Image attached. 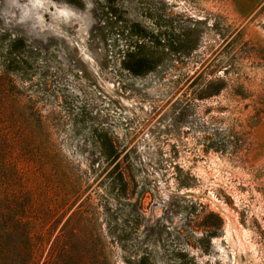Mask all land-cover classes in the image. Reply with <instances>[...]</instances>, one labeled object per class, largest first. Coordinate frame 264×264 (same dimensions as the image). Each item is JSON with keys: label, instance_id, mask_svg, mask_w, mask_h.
I'll return each instance as SVG.
<instances>
[{"label": "rangeland", "instance_id": "374dc122", "mask_svg": "<svg viewBox=\"0 0 264 264\" xmlns=\"http://www.w3.org/2000/svg\"><path fill=\"white\" fill-rule=\"evenodd\" d=\"M0 264H264V0H0Z\"/></svg>", "mask_w": 264, "mask_h": 264}, {"label": "trees", "instance_id": "16d2710c", "mask_svg": "<svg viewBox=\"0 0 264 264\" xmlns=\"http://www.w3.org/2000/svg\"><path fill=\"white\" fill-rule=\"evenodd\" d=\"M171 34H175L171 32ZM182 35V33L180 34ZM134 40H129L125 45V61L123 68L130 72L133 76H145L147 73L154 70L160 61V56L156 55V35L152 31H144L134 33ZM176 45L171 50H177ZM181 48V47H180ZM104 145V144H103ZM107 157H112L114 151L104 152Z\"/></svg>", "mask_w": 264, "mask_h": 264}, {"label": "bare ground", "instance_id": "6f19581e", "mask_svg": "<svg viewBox=\"0 0 264 264\" xmlns=\"http://www.w3.org/2000/svg\"><path fill=\"white\" fill-rule=\"evenodd\" d=\"M220 210H222L224 215L227 216L230 220V224L228 225L229 226L228 232H229V237L231 239L232 234H233L232 230H234L236 233H238V225L234 219L233 220L231 219L230 210L228 208H226L225 206H221ZM234 242H236V241H234Z\"/></svg>", "mask_w": 264, "mask_h": 264}]
</instances>
